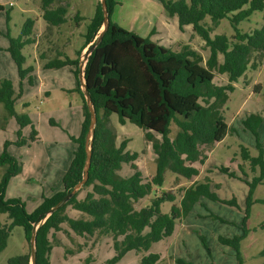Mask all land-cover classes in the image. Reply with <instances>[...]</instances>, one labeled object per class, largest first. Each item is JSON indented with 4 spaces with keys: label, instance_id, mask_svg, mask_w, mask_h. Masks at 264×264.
Here are the masks:
<instances>
[{
    "label": "trees",
    "instance_id": "obj_1",
    "mask_svg": "<svg viewBox=\"0 0 264 264\" xmlns=\"http://www.w3.org/2000/svg\"><path fill=\"white\" fill-rule=\"evenodd\" d=\"M156 1L165 14L177 19L180 32H184L186 26H191L194 34L204 42L208 58L203 64L200 52L188 44L182 45L178 51H172L154 43L150 39L154 29L145 38L124 29L112 20L117 2L106 0L109 26L84 67L88 96L96 115L88 178L75 195L37 228L35 264H50L54 247H63L65 255L80 252L82 246L78 244H75L76 249L62 244L56 238L59 232L70 237V231L87 240L94 238V242L102 238L111 239L114 257L104 264H115L126 253H146L152 244L169 238L174 223L189 214L202 199L235 205L234 201H221L211 192L209 179L198 182L196 178L200 173L199 167L205 163L216 142L223 139L229 130L235 132L227 126L224 117V108L229 95L235 90V84L248 71H256L263 65L264 27L243 32L238 26L248 21L253 13L264 11V0ZM39 10L40 17L46 23L45 31L37 37L34 33L35 20L27 19L19 36L8 38L7 51L17 67L19 79H27L29 84H32L30 74L33 69L24 67L25 58L22 55V50L27 46L38 48V58L44 70L70 67L76 80L73 91L79 94L81 100L82 122L79 135L71 137L76 148L62 177V189L43 198L32 211H27L20 199L6 197L8 183L21 173V166L4 145L0 155V216L5 215L10 224L0 220V253L6 248L9 234L15 226L22 227L27 245L26 253L10 259L9 264H30L29 240L34 225H38L46 212L82 181L90 114L79 87V60L82 51L96 41L103 24L102 8L98 2L86 32L81 35L83 44L73 50L74 56L71 58L65 50L66 45H59L60 29L71 20L68 18V6L57 4L56 0H41ZM206 18H209V24L205 22ZM75 19L80 18L76 15ZM222 20L228 21L234 34L231 37L216 35L212 38L211 33ZM215 73L225 75L227 82L224 85L215 84ZM146 84L152 89L154 105H150L151 99L148 101L145 96ZM253 92L263 93L264 96V88L260 84L254 85ZM13 95L11 82L0 80V104L6 116L14 118L21 128L31 126L29 139L37 140V132L29 118L15 112ZM133 97L139 99L140 103L136 104ZM153 106L157 109H153ZM114 113L121 126L129 122L144 131L156 166L152 178H145L139 171L135 164L139 154L127 151L126 140L117 145V133L110 123V116ZM150 122L157 125L156 133H153ZM261 123L260 114L249 115L242 121L243 129L254 136L258 151V156L251 158L248 149L241 147L242 159L249 161L253 170L256 167L260 169V176L254 177L248 184L250 193L264 177V153L257 135ZM171 126L177 129L173 138H170ZM16 144L22 146L25 142L19 140ZM123 164L130 165L132 171L125 178L118 174ZM167 171L192 184L179 188L177 193L160 191ZM220 171L235 177L228 168L222 167ZM83 191L85 194L79 198ZM152 194L153 198L147 206L136 209L139 200ZM178 197V206L173 205L169 214L161 213L163 203H174ZM69 209L77 212L78 216L70 217L67 213ZM207 217L225 222L211 214ZM63 225L67 226V231ZM197 236L209 252L202 236ZM245 236L244 230L242 236L218 237V242L231 247L239 261V243ZM92 260L89 256L85 264ZM159 260V255L149 254L141 257L139 264H157ZM175 263L191 264L181 259H176Z\"/></svg>",
    "mask_w": 264,
    "mask_h": 264
},
{
    "label": "rangeland",
    "instance_id": "obj_2",
    "mask_svg": "<svg viewBox=\"0 0 264 264\" xmlns=\"http://www.w3.org/2000/svg\"><path fill=\"white\" fill-rule=\"evenodd\" d=\"M40 1L0 0V80L11 82L15 112L18 115H26L37 132V140H30L31 126L21 128L14 118L6 116L0 104V155L6 144L7 152L21 166V173L8 183L6 197L20 199L25 203L27 211L34 210L43 198L60 189V176L67 171L69 167L67 162L76 148L71 137L79 135L81 122L80 96L73 91L76 82L67 67L44 70L36 48L27 46L22 50V55L25 58L24 67L33 69L30 74L32 84H29L27 79L23 81L19 79L17 67L7 51L8 38L18 37L27 19L35 20V34H42L45 31L46 23L40 17ZM98 2L100 0H56L57 4L68 6V18L71 20L64 24L61 30L64 34L69 33V37L61 33L59 45H67L65 50L71 58L74 56L73 49L79 45L81 35L86 32L87 25L95 14ZM116 2L118 5L112 15L114 23L141 38L149 36L150 32L157 28L154 29L156 37H150L153 42L172 51H178L182 45L188 44L200 52L205 63L208 50L204 49V42L194 34L191 26L180 32L177 19L165 14L156 0H116ZM76 15L79 16V20L75 19ZM205 22L209 24V18H206ZM261 27H264V11L253 13L248 21L238 26L243 32H251ZM233 34L234 31L228 21L222 20L211 33V37L216 35L231 37ZM85 52L86 49L83 54ZM226 82L225 75L215 73V84L224 85ZM256 84L264 88V62L261 68L248 71L235 84V90L229 97L230 101L224 108L225 123L235 132L229 130L223 139L216 142L205 163L199 167L200 173L196 178L198 182L209 179L211 192L221 201H234L235 205L202 199L189 214L174 223L169 238L152 244L146 253H126L115 264H139L141 257L149 254L159 255L160 260L157 264H176V259L191 264H264V177L250 193L248 184L254 177L260 176V169L256 167L253 170L250 162L244 161L241 156V147L248 149L251 158L258 156L254 136L249 131H245L242 125V121L252 114H260L262 117L257 135L264 153V96L263 93L253 92ZM152 94V89L146 84L145 96L148 101L151 99L150 105H154L155 102ZM135 98L133 97V100L136 104L140 103L139 99L135 100ZM153 109H157L156 106H153ZM110 123L117 133V145L126 140L127 151L139 154L135 162L139 171L145 178H152L156 166L151 145L146 141L144 131L129 122L121 126L116 113L110 116ZM150 126L153 133H156L157 125ZM176 131V127L171 126L170 138L175 136ZM19 140H23L25 144L18 146L16 143ZM222 167L228 168L235 177L221 172ZM131 173L128 164H123L118 171V174L124 178ZM191 184L192 182L178 178L167 171L164 174L163 186L159 190L177 193L179 188H187ZM84 194L85 191L80 193L79 198ZM151 198L153 194L139 200L136 209L147 206ZM179 199L178 197L174 203H163L160 207L161 213L169 214L173 205H179ZM67 213L70 217L78 216V213L71 209ZM209 214L225 222L207 217ZM244 218H247L245 224H243ZM0 220L2 223L10 224V220L5 215H1ZM63 228L67 231L66 225H63ZM244 230L246 236L239 243L240 260L238 261L236 252L229 246H222L218 242V237L242 236ZM197 234L202 236L209 252L202 245ZM69 235L70 237H67L59 232L56 238L70 249H76L75 244L82 246L80 252L76 255H65L63 247H54L50 264H85L89 256L93 260L88 264H104L114 257L109 238L94 242V238L87 240L77 237L70 231ZM26 251L24 231L22 227L15 226L9 234L6 248L0 253V264H9L10 259L22 256Z\"/></svg>",
    "mask_w": 264,
    "mask_h": 264
},
{
    "label": "water",
    "instance_id": "obj_3",
    "mask_svg": "<svg viewBox=\"0 0 264 264\" xmlns=\"http://www.w3.org/2000/svg\"><path fill=\"white\" fill-rule=\"evenodd\" d=\"M100 4L102 8V13H103L102 28L96 38V41L87 47L86 52L81 56L79 60V74H78L79 87H80L82 94L84 95L85 102H86V105H87V108L90 114V124H89V129H88V133L86 135V140H85L86 160H85V165L83 168V178H82V181H80L69 194L63 197L61 201H59L55 206H53L46 212L45 218L41 220L38 225L37 224L34 225V229L32 230L31 237L29 240L30 264H35V259H36L35 236H36V230L39 227V225L42 224L47 217H49L51 214H53L55 211L61 208L73 195H75V193L82 187V185L86 182L88 178V170L90 166V155H91L90 153L91 152V141H92L94 127L96 123V115H95V110L91 102V99L88 96V90H87L86 81L84 78V67H85V63L88 57L90 56L92 51L95 49V47L100 43L104 32L108 29V26H109V17L107 14L106 0H100Z\"/></svg>",
    "mask_w": 264,
    "mask_h": 264
},
{
    "label": "crops",
    "instance_id": "obj_4",
    "mask_svg": "<svg viewBox=\"0 0 264 264\" xmlns=\"http://www.w3.org/2000/svg\"><path fill=\"white\" fill-rule=\"evenodd\" d=\"M116 1V0H115ZM117 5H118V3H117ZM117 5L115 6V8L117 7ZM114 8V9H115ZM119 26H121V25H119ZM122 27V26H121ZM187 27V26H186ZM186 27L184 28V30H186ZM125 29V28H124ZM154 29H156L157 30V28H154ZM60 31H61V33H63L62 32V30L60 29ZM64 34V33H63ZM41 34H39V33H37L36 34V36L37 37H39ZM64 35H69V33L68 34H64ZM83 35V34H82ZM156 34H153V35H151V36H154V37H156L155 36ZM150 36V37H151ZM69 37V36H68ZM152 41V40H151ZM155 43V42H154ZM82 44H83V39H82V37H81V40H80V43H79V45L78 46H76V48H79L80 46H82ZM157 44V43H156ZM160 45V44H159ZM67 46V45H66ZM162 46V45H161ZM35 47V46H34ZM164 47V46H163ZM36 48V50H38V48L37 47H35ZM41 48H43V47H41ZM86 50H87V48H85ZM85 49L82 51V54H81V56L83 55V52L85 51ZM74 50V49H73ZM37 54H38V52H37ZM81 58V57H80ZM204 64V63H203ZM64 68H66V67H64ZM69 70H70V73H71V68L70 67H67ZM62 69V68H61ZM72 74V73H71ZM73 75V74H72ZM74 77V76H73ZM75 79V78H74ZM75 82H76V80H75ZM75 87H76V85H75ZM47 95H48V93H46ZM232 94V93H231ZM229 97H230V95H229ZM230 101V98H229V100H228V102ZM229 108V106L227 107V109ZM79 113H80V116H81V122H82V112H81V106H79ZM81 122H80V125H81ZM229 125V124H228ZM227 125V126H228ZM74 153V152H73ZM71 159H72V157L69 159V161L67 162V167L69 166V164H70V162H71ZM67 169V168H66ZM65 173H63L61 176H60V182H61V180H62V177H63V175H64ZM62 189V184H61V187H60V189H57L54 193H56V192H58V191H60ZM54 193H52L51 195H53ZM50 195V196H51ZM49 196V197H50Z\"/></svg>",
    "mask_w": 264,
    "mask_h": 264
}]
</instances>
